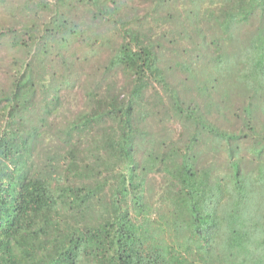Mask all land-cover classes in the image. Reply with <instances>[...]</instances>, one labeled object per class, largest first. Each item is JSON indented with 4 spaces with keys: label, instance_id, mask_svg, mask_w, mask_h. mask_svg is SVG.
<instances>
[{
    "label": "trees",
    "instance_id": "obj_1",
    "mask_svg": "<svg viewBox=\"0 0 264 264\" xmlns=\"http://www.w3.org/2000/svg\"><path fill=\"white\" fill-rule=\"evenodd\" d=\"M0 5V264H264V0Z\"/></svg>",
    "mask_w": 264,
    "mask_h": 264
},
{
    "label": "rangeland",
    "instance_id": "obj_2",
    "mask_svg": "<svg viewBox=\"0 0 264 264\" xmlns=\"http://www.w3.org/2000/svg\"><path fill=\"white\" fill-rule=\"evenodd\" d=\"M3 8L4 7L0 5V21H6L7 23L6 12ZM20 56H22L20 53L9 51L5 47H0V82H5L7 77L13 74L15 59ZM62 94L65 96V101L62 103V107H59L57 112L53 115V117L58 120L61 117H71L83 107L82 91L78 84L73 89L63 90Z\"/></svg>",
    "mask_w": 264,
    "mask_h": 264
}]
</instances>
